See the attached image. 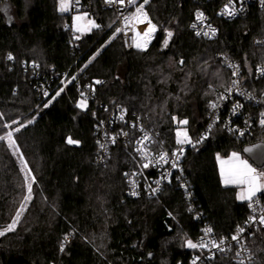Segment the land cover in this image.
I'll list each match as a JSON object with an SVG mask.
<instances>
[{"label": "trees", "instance_id": "1", "mask_svg": "<svg viewBox=\"0 0 264 264\" xmlns=\"http://www.w3.org/2000/svg\"><path fill=\"white\" fill-rule=\"evenodd\" d=\"M102 1L78 0L80 12L99 27L75 39L76 11L60 13L57 0H0V136L7 123L28 122L16 138L35 178L33 200L15 232L0 238V264H190L195 251L188 241H197L205 222L218 239H227L249 218V201H238L237 188L222 184L218 156L236 152L246 158L244 150L254 141H237L216 129L204 145L187 151L194 213L175 185L156 199H130L124 174L139 168L134 148L117 145L98 164L95 127L105 116L103 102L127 109L167 148L178 146L179 121L187 120L183 128L196 137L230 83L218 56L239 61L246 71L264 63V48L255 45L264 38V10L218 20L219 37L208 41L190 29L199 0H150L146 10L158 32L149 49L139 52L127 51L119 34L112 38L116 18L102 10ZM220 3L201 6L212 13ZM148 21L140 22L142 34ZM154 36L155 31L144 49ZM32 65L47 77L82 70L83 83L105 84L95 100H86L76 83L42 99ZM82 99L85 110L78 107ZM69 137L79 143L68 144ZM25 194L19 165L0 141V228L13 221ZM249 247L254 264H264V228L253 231ZM207 264L236 263L232 255Z\"/></svg>", "mask_w": 264, "mask_h": 264}, {"label": "built area", "instance_id": "2", "mask_svg": "<svg viewBox=\"0 0 264 264\" xmlns=\"http://www.w3.org/2000/svg\"><path fill=\"white\" fill-rule=\"evenodd\" d=\"M199 1L201 5H205L212 4L216 0ZM219 2L221 3L212 13L204 10L201 5L195 11L190 29L197 37L208 41L216 40L220 33L218 20L234 21L249 16L254 8L264 10V0H219ZM141 4L143 0H135L134 3L125 0L124 4L110 3L109 0L102 1V10L115 15L117 29H120L117 33L121 36L127 51L138 49L137 42L143 44L147 40L148 43V37H144L139 28L140 22L129 19L127 26L125 24V17H133L136 8ZM226 5H230L235 15L230 16L225 12ZM71 6V9L80 12L81 8L77 0H71ZM143 10L147 13V20H150L146 4ZM197 13H203V20H197ZM205 32L208 35H204ZM137 33L141 35L137 36ZM197 33L200 34L197 35ZM255 45L264 48V38L256 39ZM218 59L229 71L230 83L209 107L206 123L200 133L191 138V144H178L176 148H167L142 120L132 117L127 109L100 103L105 116L95 127L98 164H105L117 145L133 146L140 161L138 169L124 174L130 199H156L167 187L175 185L190 203V211L195 213L197 209L194 203V193L185 168L188 150L204 145L216 129H221L234 140H252L254 142L251 146H264V124H261L264 120V73L258 71L264 68V63L257 65L251 71H246L239 61L228 56L220 55ZM31 68L34 70L33 77L38 95L42 99H50L53 95L55 98L57 93L61 94L66 88L76 83L77 90L83 93L82 96L86 100H95L98 88L105 84L102 80L99 84L96 82L83 83L80 80L81 71L78 70L73 74L67 72L62 76L47 77L39 71L38 67L32 65ZM233 81L236 83L234 84ZM145 136L148 139H145ZM165 153L168 157L167 163L160 160L161 154ZM173 153L179 155L178 161ZM174 161L177 163L175 168L172 167ZM145 164H148V167H144ZM134 192L135 195H133ZM250 204L252 206L248 207L249 218L254 217L255 222L248 218L243 225L236 228L230 238L218 239L211 225L205 222L199 238L194 243L203 244L205 247L194 248L195 252L190 264H207L219 257L232 255L235 257L236 264H254L256 258L249 247V239L253 231L264 228V224L259 222L260 216L264 215V193L255 196L252 201H249ZM195 216L197 220L204 219L201 213H196ZM208 229L211 231H207ZM240 229H243V232H240ZM233 236H237L238 239L234 240ZM67 241L70 242L71 239ZM214 244H218L219 248L214 247Z\"/></svg>", "mask_w": 264, "mask_h": 264}, {"label": "snow or ice", "instance_id": "3", "mask_svg": "<svg viewBox=\"0 0 264 264\" xmlns=\"http://www.w3.org/2000/svg\"><path fill=\"white\" fill-rule=\"evenodd\" d=\"M78 2V0H77ZM110 3H119V4H124L125 0H109ZM129 3H134L135 0H128ZM149 2V0H143V4L139 5L136 10L135 13L133 15V17L129 18V17H125V24L127 26L129 19H135L138 22H143L144 20H147V13L144 12V5L147 4ZM70 6V2L69 0H61V4H60V11L64 12L67 11L68 8ZM225 12L228 15H235V11L230 7V5H226L225 6ZM197 20H203V13H197L196 16ZM77 21H80L83 19V17L81 16H77L75 18ZM149 27L148 29L143 33L144 37H149L150 34L152 32L155 31L156 29V25L152 24L151 21H148ZM90 27H99L98 25H96L94 22H89ZM193 27H195V25H193ZM76 30L79 32L81 31V27L79 25H77ZM90 30V29H89ZM120 29H117V32H119ZM213 33L215 32V30H212ZM200 33H197V35H199ZM204 35H208L207 32L203 33ZM140 33H137V36H140ZM167 36L170 38L172 36L171 32L167 33ZM79 38V37H77ZM167 40H165V45H167ZM147 45V40H145L143 42V44L137 42L136 43V47L137 48H142V47H146ZM13 57L11 55H9L8 59H12ZM258 71H260L261 73H264V68H260L258 69ZM97 84L101 83L100 81H96ZM233 83L235 84L236 81H233ZM47 95V93H46ZM57 95H59V93H57ZM83 95V93L81 94ZM47 106V105H46ZM86 106V101H81V103L78 105V107L84 108ZM213 107H215V105H212ZM173 119H176L175 117ZM29 123H31V121H29ZM179 123L181 124H187V120L184 121H179ZM261 124H264V120L261 121ZM16 131H19V128L16 129ZM177 135V143L178 144H191L192 141L191 139L188 137V134L186 131H177L176 133ZM7 139L9 142L10 146H14L15 145V141L12 139V133L9 132L7 133V136H0V140H4ZM145 139H148L147 136H145ZM199 142V141H198ZM67 143L68 144H78L79 141L73 140L71 137H69L67 139ZM182 151V150H181ZM174 156H176V160H179V155H177L176 153H173ZM160 160H163L165 163L168 162V157L167 154H161L160 156ZM220 165H221V176L223 178V183L225 185H241V186H246V191H242L241 194L239 195V199L241 200H248V201H252L253 198L256 196V194L262 190H264V184L260 183V180L262 177H264V173L261 174H257L256 170L254 168L251 167V165L248 164V162L244 159H242L240 157V155L236 152H233L231 154V156L227 159V160H221L220 161ZM26 167V165H25ZM144 167H148V164H145ZM172 167L175 168L177 167V163L174 161L172 162ZM35 178L32 177V181L34 182ZM25 181H28V176H25ZM27 188H28V196L24 197L25 201L30 200L31 198V190H32V183H27ZM153 191H155V189H153ZM136 193L134 192L133 195H135ZM250 207L252 206L251 204L249 205ZM24 208V205H21V211H17L15 218L13 219V221L7 225V227L5 228L4 231H0V236L4 235L5 232H9V231H13L15 230L16 224L19 222L20 220V216H21V212ZM251 221L255 222V218L254 217H250L249 218ZM259 222L261 224H264V215L260 216L259 218ZM207 231H211V229H208ZM240 232H243V229H240ZM67 239V237L65 238ZM233 239L236 240L238 239L237 236H233ZM205 247V245L201 244V245H197L192 243L191 241H188V247L190 248H196V247ZM214 247L219 248L218 244H214ZM61 250L63 251V245L61 246Z\"/></svg>", "mask_w": 264, "mask_h": 264}, {"label": "rangeland", "instance_id": "4", "mask_svg": "<svg viewBox=\"0 0 264 264\" xmlns=\"http://www.w3.org/2000/svg\"><path fill=\"white\" fill-rule=\"evenodd\" d=\"M149 1H150V0H149ZM69 2H70V6H69L68 10H67V11H64V12H61V11H60L61 0H57V8H58V10H59L60 13L67 14V13H70V12H71V7H72V6H71V0H69ZM148 3H149V2H148ZM148 3H147V4H148ZM147 4H146V6H147ZM29 5H30V2L28 1V6H29ZM77 16H81V17H83V19L80 20V21H77V20L75 19ZM149 17H150V16H149ZM12 19H13V17L9 18V23H12V22H13ZM150 20H151V18H150ZM89 22H94V23L97 25V22L95 21V19H94L93 17H90V15H89L87 12H75V13H74L73 18H72V33L74 34V38H75V39H79L80 37H82V36H84V35H87V34H90L93 30L97 29V27H90ZM151 22H152V20H151ZM111 23L114 24V19H113V18L111 19ZM152 23H153V22H152ZM153 24H154V23H153ZM77 25H79V26L81 27V31H79V32L76 30ZM154 25H155V24H154ZM89 29H90V30H89ZM157 32H158V27L156 26V29H155V35L157 34ZM117 35H118L117 31H115V33H114V35H113L112 38H114V37L117 36ZM77 37H79V38H77ZM155 37H156V36H155ZM170 38H171V37H170ZM170 38L167 37L166 40L169 41ZM167 43H168V42H167ZM150 46H151V45H150ZM150 46H148V48H146V49H144V47H142V48H138V49H136L135 51L146 52V51L149 49ZM182 64H183V61H180V65H182ZM81 71H82V70H81ZM81 101H85V100H83V99L80 100L79 104L81 103ZM79 104H78V105H79ZM79 108H80L81 110H85V109L87 108V101H86V106H85L84 108H81V107H79ZM14 122H16V121H14ZM14 122H9V123H7V124L5 125V131H4V133H3L2 136H5V137H6V136H7V133L11 132V133H12V139L15 141V145H14V146H10V145H9V142H8L7 139L0 140V141H3V142L6 144L7 148H8L9 151H10V153L12 154V156H13V157L15 158V160L17 161V163H18V165H19V168H20V170H21V172H22V174H23V177H24V185H25V190H26V194H25V196H28L29 193H28L27 183H32V186H33V184H34V182L32 181V177H33V175H32V173H31V171H30V169H29V167H28V164H27V162H26L24 156L22 155L21 148H20V146H19V144H18V142H17V138H16L18 132H20L25 126H27V125H28V122H25V123H23V125H21V126H24V127H16V126H14V124H13ZM11 124H12V126H11ZM10 126H11V127H10ZM183 127H184V124L179 123V128H178L177 131H181V132L186 131L187 134H188V137L191 139V135H190L189 131H188L186 128H183ZM17 128H19V131H16ZM176 133H177V132H176ZM230 156H231V155H230ZM230 156H229V157H230ZM229 157H228V158H229ZM244 158H245V157H244ZM225 159H226V158H223L222 156H218V162H219V163H220L221 160H225ZM247 159H248V158H247ZM248 160H249V159H248ZM249 161H250V160H249ZM248 164L251 165V167L254 168V169L256 170V173H257V174L264 173V168H259V167H257L256 165L254 166V165H252V164L249 163V162H248ZM25 165H26V167H25ZM26 175L28 176V181H27V182L25 181V176H26ZM260 183H261V184H264V177L261 178ZM237 190H238L237 200L240 201V202L248 201V200H241V199L238 198L242 191H246V186L238 185V189H237ZM263 191H264V190H263ZM30 195H31L30 200H28V201H25V200H24V201H23V204H22V205H24V208H23V210H22V212H21L20 220H21V218L23 217V215L25 214V212H26V210H27L29 204H30L31 201L33 200L32 190H31V194H30ZM19 211H21V207H20ZM20 220H19V221H20ZM18 224H19V222L16 224L15 230H16ZM6 227H7V225L4 226V227H1V228H0V231H4ZM15 230H13V231H9V232H5V234L2 235V236H0V238L3 237V236L8 235L9 233L15 232ZM180 235H181V234H180ZM180 235H178V236H180ZM168 244H169V242L167 243V245H168Z\"/></svg>", "mask_w": 264, "mask_h": 264}, {"label": "water", "instance_id": "5", "mask_svg": "<svg viewBox=\"0 0 264 264\" xmlns=\"http://www.w3.org/2000/svg\"><path fill=\"white\" fill-rule=\"evenodd\" d=\"M246 158L257 167L261 168L264 166V146L263 145H254L248 147L244 150ZM153 256L150 254L148 260H152Z\"/></svg>", "mask_w": 264, "mask_h": 264}, {"label": "crops", "instance_id": "6", "mask_svg": "<svg viewBox=\"0 0 264 264\" xmlns=\"http://www.w3.org/2000/svg\"><path fill=\"white\" fill-rule=\"evenodd\" d=\"M240 157H241L242 159L246 160L247 162L251 163L247 158H244V157L241 156V155H240ZM227 159H228V158H226L225 160H227ZM218 164H219V171H220V177H221L222 184H223L224 186H226V187H234V188H237V189H238V185H225V184L223 183V178H222V176H221V165H220L219 162H218ZM251 164H252V163H251ZM252 165H254V164H252ZM254 166H255V165H254ZM261 193H264V191L262 190V191L258 192V193L256 194V196L259 195V194H261ZM244 202H245V201H244Z\"/></svg>", "mask_w": 264, "mask_h": 264}]
</instances>
